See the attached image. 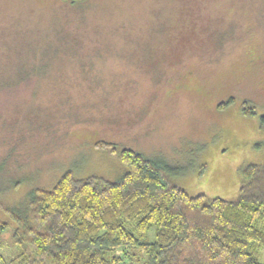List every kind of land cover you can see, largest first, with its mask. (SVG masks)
Listing matches in <instances>:
<instances>
[{
	"label": "rangeland",
	"instance_id": "1",
	"mask_svg": "<svg viewBox=\"0 0 264 264\" xmlns=\"http://www.w3.org/2000/svg\"><path fill=\"white\" fill-rule=\"evenodd\" d=\"M262 115L264 0H0V264L34 189L124 174L98 142L191 196L236 199L264 164Z\"/></svg>",
	"mask_w": 264,
	"mask_h": 264
},
{
	"label": "trees",
	"instance_id": "2",
	"mask_svg": "<svg viewBox=\"0 0 264 264\" xmlns=\"http://www.w3.org/2000/svg\"><path fill=\"white\" fill-rule=\"evenodd\" d=\"M97 146L117 154L124 174L108 181L66 171L52 189H34L28 221L13 215L20 250L4 264H123L137 252L143 264H263L264 164L242 169L227 201L189 195L132 150ZM7 229L0 222V234Z\"/></svg>",
	"mask_w": 264,
	"mask_h": 264
}]
</instances>
